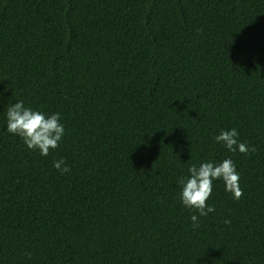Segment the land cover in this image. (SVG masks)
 <instances>
[{
    "label": "trees",
    "instance_id": "obj_1",
    "mask_svg": "<svg viewBox=\"0 0 264 264\" xmlns=\"http://www.w3.org/2000/svg\"><path fill=\"white\" fill-rule=\"evenodd\" d=\"M20 100L61 114L47 156L6 130ZM226 158L242 198L186 208ZM0 264H264V0H0Z\"/></svg>",
    "mask_w": 264,
    "mask_h": 264
},
{
    "label": "clouds",
    "instance_id": "obj_2",
    "mask_svg": "<svg viewBox=\"0 0 264 264\" xmlns=\"http://www.w3.org/2000/svg\"><path fill=\"white\" fill-rule=\"evenodd\" d=\"M6 119L7 132L18 135L28 149L38 150L43 156H47L51 149L58 148L59 142L65 135L60 113L46 114L34 110L25 106L23 100L10 104ZM238 137L239 132L236 128L221 130L214 137V142L222 144L230 152L238 150L240 153L248 155L256 151L254 146L249 148L246 143L240 142ZM53 167L61 174L70 172V168L64 160L54 161ZM188 173V176L179 179L180 199L186 208L198 213L199 216H207L215 211V206H210L207 203L212 195L215 180L223 181L225 190L232 194L233 199L240 200L243 196V190L239 184L240 176L231 158H226L219 163L207 161L199 165L192 164L188 168ZM191 220L193 229L200 226L196 214L191 216ZM224 222L230 224L231 220L226 219Z\"/></svg>",
    "mask_w": 264,
    "mask_h": 264
}]
</instances>
